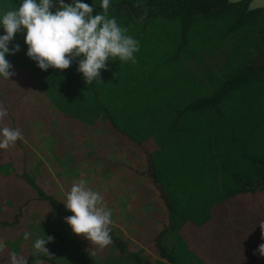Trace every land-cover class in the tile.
I'll return each instance as SVG.
<instances>
[{
    "label": "trees",
    "instance_id": "trees-1",
    "mask_svg": "<svg viewBox=\"0 0 264 264\" xmlns=\"http://www.w3.org/2000/svg\"><path fill=\"white\" fill-rule=\"evenodd\" d=\"M250 1L110 0L108 15L140 47L135 63L108 61L101 81L89 85L77 61L65 70H41L27 57L23 34L12 42L20 51L6 56L14 75L30 76L34 91L63 117L86 132L107 127L144 155L142 176L168 220L154 237L156 264H264L258 251L264 202L252 199L264 195V9L248 11ZM84 2L94 14L102 11L100 0ZM19 3L0 0V12ZM4 80L0 107L8 119L0 127L16 129L22 110H15V91ZM24 151L19 141L0 149V264H55L17 244L28 229L29 205L51 227L55 218L72 215L33 177L34 159ZM22 182L32 195L26 203L15 198ZM111 239L107 248L124 249L122 240ZM124 254L109 264H134Z\"/></svg>",
    "mask_w": 264,
    "mask_h": 264
},
{
    "label": "rangeland",
    "instance_id": "rangeland-1",
    "mask_svg": "<svg viewBox=\"0 0 264 264\" xmlns=\"http://www.w3.org/2000/svg\"><path fill=\"white\" fill-rule=\"evenodd\" d=\"M173 40L172 47L178 38ZM164 44L167 43L161 42L160 46ZM19 72L10 80H4V85L15 91V110H22L16 124L22 135L17 141L25 154H30V160L34 159L31 163L33 177L60 201L74 183L86 181L101 194L103 206L111 210L110 235L122 240L124 249L95 245L88 248L76 239L63 219L55 218L51 227V220L34 213L30 205L26 210V220H29L26 233L30 236L26 240L24 234L17 244L32 253L42 254L34 249V241L53 237L45 247L55 264H109L122 250L123 256L130 257L134 264H156L159 253L154 237L168 220L158 193L142 176L146 167L144 155L122 143L107 127L98 131L94 125L88 132L84 131L82 123L63 117L42 91H34L37 84L30 76ZM20 89L24 91L18 93ZM24 185L23 182L15 185L19 193L15 198L19 203L32 199ZM252 199L262 203L264 195L256 199L254 195Z\"/></svg>",
    "mask_w": 264,
    "mask_h": 264
},
{
    "label": "clouds",
    "instance_id": "clouds-1",
    "mask_svg": "<svg viewBox=\"0 0 264 264\" xmlns=\"http://www.w3.org/2000/svg\"><path fill=\"white\" fill-rule=\"evenodd\" d=\"M110 0H100L102 11L95 12L93 4L84 0H20L17 7L0 12V77L9 79L13 65L6 59L20 51L13 44L16 34H23L26 55L44 71L49 68L68 69L77 61V71L87 85L101 81V70H108V61L133 62L139 51V41L128 35L127 28L108 15ZM10 44L12 45L10 47ZM7 110L0 107V119ZM16 128H0V149H7L21 138ZM64 209L72 215L65 217L72 232L82 235L91 245L104 248L111 244V210L103 206V197L87 182L74 183L62 200ZM260 227L264 229V226ZM30 234L25 233L27 240ZM47 236V235H46ZM38 238L33 247L38 253L51 256L45 247L53 237ZM3 247V245H0ZM258 251L264 256V243Z\"/></svg>",
    "mask_w": 264,
    "mask_h": 264
},
{
    "label": "water",
    "instance_id": "water-1",
    "mask_svg": "<svg viewBox=\"0 0 264 264\" xmlns=\"http://www.w3.org/2000/svg\"><path fill=\"white\" fill-rule=\"evenodd\" d=\"M245 0H228L229 4H237ZM264 9V0H251L248 6V11H256Z\"/></svg>",
    "mask_w": 264,
    "mask_h": 264
}]
</instances>
